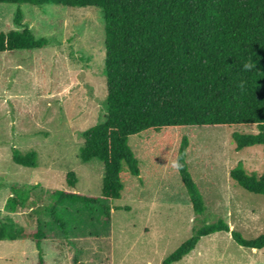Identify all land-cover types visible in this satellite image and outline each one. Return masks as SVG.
Here are the masks:
<instances>
[{
  "label": "rangeland",
  "instance_id": "rangeland-1",
  "mask_svg": "<svg viewBox=\"0 0 264 264\" xmlns=\"http://www.w3.org/2000/svg\"><path fill=\"white\" fill-rule=\"evenodd\" d=\"M17 4L0 3V32L19 30ZM23 23L42 49L0 53V225L36 229L45 237V264H163L195 229L224 220L247 239L264 234V195L245 190L231 177L240 162L249 174L264 173L263 146L236 149L234 134H256V125L169 128L132 136L129 145L142 173L123 171L119 199L102 195L104 163H84L83 132L107 115L105 19L97 7L21 5ZM187 161L206 210L197 215L176 168L183 139ZM16 148L35 151L37 166L13 161ZM76 173L70 187L67 175ZM18 186L25 194L12 212L7 201ZM75 191L101 198L93 210L60 206L65 234L52 218L54 194ZM24 203V204H23ZM110 209V216L105 209ZM35 239L0 240V264H38ZM176 264H264V249L238 245L231 232L203 237Z\"/></svg>",
  "mask_w": 264,
  "mask_h": 264
},
{
  "label": "trees",
  "instance_id": "trees-1",
  "mask_svg": "<svg viewBox=\"0 0 264 264\" xmlns=\"http://www.w3.org/2000/svg\"><path fill=\"white\" fill-rule=\"evenodd\" d=\"M17 4L14 22L21 29L0 32V53L42 49L47 37H37L23 23V4L38 7H97L105 19V75L107 115L103 122L83 132L79 157L88 163H104L102 195L119 199L124 175L140 176L139 160L129 145L132 136L169 128L216 125H256V134H238L236 149L263 146L264 149V0H0ZM190 140L183 139L176 156V168L197 215L206 207L189 169ZM13 161L36 167L37 153L14 148ZM232 179L245 190L264 195V173L249 174L240 162ZM76 173L67 183L75 187ZM7 207L17 212L25 194L18 186ZM79 204L93 210L101 198L75 191L54 194L50 208L53 221L66 234L59 214L65 204ZM24 204V203H23ZM110 216V209H105ZM218 232H231L233 240L249 249H264V234L247 239L230 229L224 220L197 228L194 234L163 264H176L196 249L200 240ZM31 237L39 251L38 264H45L41 224L36 229L0 225V240Z\"/></svg>",
  "mask_w": 264,
  "mask_h": 264
},
{
  "label": "water",
  "instance_id": "water-1",
  "mask_svg": "<svg viewBox=\"0 0 264 264\" xmlns=\"http://www.w3.org/2000/svg\"><path fill=\"white\" fill-rule=\"evenodd\" d=\"M256 250V249H255Z\"/></svg>",
  "mask_w": 264,
  "mask_h": 264
}]
</instances>
